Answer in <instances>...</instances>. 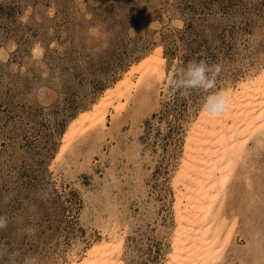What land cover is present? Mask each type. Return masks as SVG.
Listing matches in <instances>:
<instances>
[{
    "label": "rangeland",
    "instance_id": "obj_1",
    "mask_svg": "<svg viewBox=\"0 0 264 264\" xmlns=\"http://www.w3.org/2000/svg\"><path fill=\"white\" fill-rule=\"evenodd\" d=\"M154 51L166 77L194 58L219 63L215 91L233 92L264 71V0H0V244L69 264L113 233L121 264H168L199 90L143 85L57 160L68 128ZM253 139L227 188L220 223L233 235L218 264H264Z\"/></svg>",
    "mask_w": 264,
    "mask_h": 264
},
{
    "label": "bare ground",
    "instance_id": "obj_2",
    "mask_svg": "<svg viewBox=\"0 0 264 264\" xmlns=\"http://www.w3.org/2000/svg\"><path fill=\"white\" fill-rule=\"evenodd\" d=\"M150 55L130 68L111 93H104L91 113L68 128L57 160L74 142L105 129L108 116L117 118L137 89L164 81L162 54ZM227 96L229 103L219 115L212 117L205 111L189 133L183 166L173 184L178 229L168 264H218L231 241L233 230L226 231L220 217L237 163L244 160L251 139L258 142L264 137V71L243 80ZM109 236L69 264H121L123 239Z\"/></svg>",
    "mask_w": 264,
    "mask_h": 264
},
{
    "label": "clouds",
    "instance_id": "obj_3",
    "mask_svg": "<svg viewBox=\"0 0 264 264\" xmlns=\"http://www.w3.org/2000/svg\"><path fill=\"white\" fill-rule=\"evenodd\" d=\"M222 68L219 63L192 59L178 67L166 77L168 87L173 92L188 96L192 90H199L202 103L209 116L219 115L228 105L229 97L224 92L215 91L217 77ZM9 218L0 215V231L8 227ZM0 264H43L41 257L35 253H26L20 249H12L7 244H0Z\"/></svg>",
    "mask_w": 264,
    "mask_h": 264
},
{
    "label": "snow or ice",
    "instance_id": "obj_4",
    "mask_svg": "<svg viewBox=\"0 0 264 264\" xmlns=\"http://www.w3.org/2000/svg\"><path fill=\"white\" fill-rule=\"evenodd\" d=\"M225 179H227V178H225Z\"/></svg>",
    "mask_w": 264,
    "mask_h": 264
}]
</instances>
